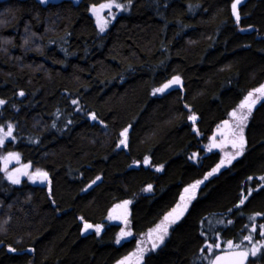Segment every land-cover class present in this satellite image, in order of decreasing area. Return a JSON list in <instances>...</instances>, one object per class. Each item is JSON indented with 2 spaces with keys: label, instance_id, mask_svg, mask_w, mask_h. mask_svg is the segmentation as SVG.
I'll return each instance as SVG.
<instances>
[{
  "label": "trees",
  "instance_id": "trees-1",
  "mask_svg": "<svg viewBox=\"0 0 264 264\" xmlns=\"http://www.w3.org/2000/svg\"><path fill=\"white\" fill-rule=\"evenodd\" d=\"M106 1L0 0V127L12 126L0 145V264L130 253L129 264H208L206 246L221 241L259 248L247 264H264V99L240 121L237 158L224 165L199 147L264 81V0H240L239 20L235 0H114L101 32L90 10ZM4 153L47 182L12 183ZM195 182L181 218L150 242ZM115 206L128 212L124 238L107 222ZM83 223L102 228L82 234Z\"/></svg>",
  "mask_w": 264,
  "mask_h": 264
},
{
  "label": "rangeland",
  "instance_id": "rangeland-1",
  "mask_svg": "<svg viewBox=\"0 0 264 264\" xmlns=\"http://www.w3.org/2000/svg\"><path fill=\"white\" fill-rule=\"evenodd\" d=\"M108 3H113V7L111 9H103L99 11L100 16H102L105 20L108 21V24L113 20L114 17V12L118 11L120 8L115 7L116 4H119L117 1H106V2H102L96 5H93L91 7V14L93 15V17L95 18V21L97 23V16L96 14L93 13V8H96L97 10H99V6L101 4H108ZM120 5V4H119ZM106 26V27H107ZM97 27L99 28L98 24ZM100 30V28H99ZM262 86H264V81L257 87L252 88L251 90H249L244 96L243 98L240 100V102L232 109V111L228 114L226 120H227V128L226 130L221 134V138H220V149L219 152L221 155H227V154H235L237 153L238 149V144L241 143V128H240V116L242 114H244L245 108L250 106L252 104L253 99H255L256 97H258L260 95V93H257L255 90L258 88H261ZM253 93V96L250 100L247 101V105L245 108L241 109L240 105L241 103L245 102V98L248 96L249 93ZM236 112L237 115L236 117L232 116V113ZM195 116L194 114H190V117ZM89 118L92 119V114H89ZM192 122L194 120L190 119ZM3 131H0V136H3L5 132H8V128H1ZM8 137V136H7ZM7 137L4 138L7 139ZM219 137V136H218ZM217 137V140H218ZM209 140L208 138H206V141L201 142L199 144V147L202 149V151L204 152H209L211 151L210 147H209ZM10 154H14V153H4L1 155V161H2V166H3V170L4 173L6 174V176L9 179V175H11L13 178H18L19 180L22 178H27L28 180L32 178L31 181H33L36 184H42L41 180L42 178L39 176L34 175L35 173H32V171L28 170L26 167H24L22 164H20L18 162L17 159L14 158H10L7 162H5V157H9ZM145 160H147L146 158H143V160L141 161V164H147L145 163ZM140 163H138V161L134 162L131 164V166H138ZM161 167L159 166L158 169H160ZM26 173V174H25ZM10 180V179H9ZM97 180V179H96ZM262 180L264 181V176L262 177ZM12 181V180H10ZM187 189V191H185ZM185 190H183L182 194H181V199L183 198V201L178 200V202L173 206L172 209L169 210V212L165 215L167 217V220L165 218H162L155 226H153L152 228H150L146 233L145 236L148 237L149 235V239L150 242L155 243L162 235L165 234L164 229L166 228L168 230L169 226L174 223L172 222L171 219V215L176 213L177 211H179V213L177 214L175 220H177L178 218H180V216L183 214V210H181V207H184L185 205H183V202H185L186 199V195L190 194L193 190L192 186H188L187 188H185ZM128 208V207H127ZM127 209H119L118 206H115L110 214L108 215L107 218V222L112 219L118 221L119 226H120V231H119V238H124V236L121 235V233H128V221H127ZM96 226L100 227V230L102 228L101 225H92L91 228H89L90 231L98 234L96 232ZM158 226H160L158 228ZM100 232V231H99ZM81 233H85L84 230V223L81 226ZM126 236V235H125ZM147 238V239H148ZM220 245L219 248L216 247V245ZM209 245H211L212 247L209 248ZM208 246H206L205 250H206V254H208V257L210 258L217 250H220L222 248H228L227 246V242L225 241H221V242H217L215 245L213 244H209ZM206 254L203 256L205 257ZM134 256L133 253H130L126 256H124L118 263L116 264H121V262H123V264H129V260Z\"/></svg>",
  "mask_w": 264,
  "mask_h": 264
},
{
  "label": "snow or ice",
  "instance_id": "snow-or-ice-1",
  "mask_svg": "<svg viewBox=\"0 0 264 264\" xmlns=\"http://www.w3.org/2000/svg\"><path fill=\"white\" fill-rule=\"evenodd\" d=\"M113 2H114V0H113ZM239 3H240V0H235V2L232 4V10H233V13L236 14V18H237V20H239V15H238V13H237V5H238ZM112 7H113V3L101 4V5L99 6V10H97L96 8H93V10H92L93 13L96 14V16H97V24H98V26H99L101 32H103V31L105 30L108 21L105 20L102 16H100L99 11H100V10H103V9H105V8H107V9H111ZM115 7L120 8V7H122V6L119 5V4H116ZM179 83H180L179 77H175V78H173V80H171L168 84H165L162 88H158V89H156V92H163L165 89L169 88L172 84H179ZM255 91H256L257 93H264V86H262L261 88L256 89ZM20 94L23 95V93H20ZM252 96H253V93L250 92V93L248 94V96L245 98V102L241 103V105H240V108H241V109H243V108L246 107V105H247V101L250 100V99L252 98ZM4 103H5V102H4L3 100H0V105H2V104H4ZM73 103H76V102L73 101ZM252 103H255V101L253 100ZM250 110H251V108H250V106H249V112H250ZM236 115H237L236 112H233V113H232V116H233V117H236ZM92 119H96V117L93 116ZM190 119L195 120L196 117L193 116V117H190ZM246 119H247V114H242V115L240 116V121H241V123H243V121H245ZM227 123H228V122L225 121V124H227ZM240 130H241V133H242L243 129L241 128ZM0 131H3V130L0 129ZM11 131H12V126L9 125V126H8V132H5L3 136H0V145H3V143H4V138H5V137L11 135ZM127 131H128V129H124V131L121 133V136H124V137H125L124 140H121V141H120V143H121L122 145L126 143ZM242 147H243V137L241 136V148H242ZM239 154H240V153H237V155H239ZM10 158H14V159H17V160L19 159L18 155H16V154H10L9 157H5V158H4V159H5V162H7ZM147 162H148V161L145 160V163H147ZM221 164H223V161H221ZM25 167H27V166H25ZM217 167L219 168V165H218ZM157 170L159 171L160 169H157ZM215 171H216V169L213 170V172H215ZM25 174H26V173H25ZM211 174H212V173H209V175H211ZM34 175L41 177L43 180H46V179H47V173H46V172H40V171H37ZM9 179L12 180V183H14V184H18V183H20V180H19L18 178H13L11 175H9ZM97 179H99V177H97ZM93 183H95V181H93ZM197 183H200V182H197ZM149 187H150V186H149ZM193 187H195V185H194ZM185 191H187V189H186ZM250 194H251V193H249V195H250ZM246 199H247V197H244V199H242V200L240 201V203L243 204L244 201H245ZM125 203H127V202H125ZM165 219L167 220V217H165ZM253 219H254V218H253ZM91 227H92V225H89V224H85V225H84L85 230H87V229H89V228H91ZM159 227H160V226H158V228H159ZM260 228L262 229V231H261L260 234H261L262 236H264V225H261ZM99 231H100V227H99V226H96V232L99 233ZM164 231H165V233H166V232H167V229L165 228ZM253 231H255V228H253ZM121 235H122V236H125V235H127V233H123V232H122ZM160 239H161V241H162V240H163V237H160ZM244 239H245V240H248L249 242H251L252 237H251V236H246V237H244ZM117 243H119V240L117 241ZM227 246H228V248H230V249H231V248L239 249V248L241 247L240 244H233L232 241H227ZM211 247H212V246L209 245V248H211ZM216 247L219 248L220 245L217 244ZM249 251H250L251 255L254 257V256L257 255V252L259 251V248H256L255 250H248V251H242V252H241V251H237V252H235V253H232V259L229 260L228 264H244V262L246 261L248 255H249ZM222 260H223L222 257L217 256V257L215 258V261L213 262V264H220V262H221ZM121 264H123V262H121Z\"/></svg>",
  "mask_w": 264,
  "mask_h": 264
},
{
  "label": "water",
  "instance_id": "water-1",
  "mask_svg": "<svg viewBox=\"0 0 264 264\" xmlns=\"http://www.w3.org/2000/svg\"><path fill=\"white\" fill-rule=\"evenodd\" d=\"M38 3H40L41 5H47V4H57V3H60L62 1H70L73 5H77L79 4L82 0H36ZM234 17L236 18V14H234ZM181 83L179 84H175V86H180ZM226 124H225V121L223 122H220L218 123V126H217V129L214 133H211L209 135V138H210V145L213 146L214 148H218V140H217V137L219 136V134L224 130ZM124 130H122L123 132ZM47 181L46 180H41L42 184H44L45 182ZM237 251H248L246 248H239V249H236V248H229V249H222V250H218L216 251L210 258L209 260V263L208 264H213V262L215 261V258L217 256H220L223 258V260L220 262V264H228L229 260L232 259V253H235ZM249 257H250V252H249V255L246 259V261L244 262V264H247L248 260H249Z\"/></svg>",
  "mask_w": 264,
  "mask_h": 264
},
{
  "label": "flooded vegetation",
  "instance_id": "flooded-vegetation-1",
  "mask_svg": "<svg viewBox=\"0 0 264 264\" xmlns=\"http://www.w3.org/2000/svg\"><path fill=\"white\" fill-rule=\"evenodd\" d=\"M243 98V97H242ZM241 98V99H242ZM264 99V93H260V95L258 96V97H256L255 99H253L254 101H255V103H252L251 105H250V108H251V110H250V112H249V106L248 107H246L245 108V111H244V114H247V116H249V114H251V112L254 110V108L258 105V103L260 102V101H262ZM240 102V101H239ZM225 121H227L226 119H225ZM226 128H227V124H226V126H225V128H224V130L219 134V137H218V142H219V144H218V148H211L210 146V149H211V151H217L218 153H220L219 152V149H220V138H221V134L226 130ZM215 129H216V127L213 129V131L212 132H214L215 131ZM211 132V133H212ZM210 133V134H211ZM209 134V135H210ZM209 135H208V137H209ZM207 137V138H208ZM209 139V138H208ZM209 145H210V143H209ZM243 148H244V142H243V147L241 148V143L240 144H238V147H237V149H238V151H237V153H240L241 154V152L243 151ZM210 152V151H209ZM206 153H208V152H206ZM237 153H235V154H227V155H222L223 156V164L225 165L226 163H228L229 161H231V160H233L234 158H237ZM239 154V155H240ZM212 169H213V167H212ZM214 169H216V167L214 168ZM210 172V171H209ZM195 185V187H193ZM192 187H193V190H192V192L190 193V194H188V195H186V199H185V202H183V205H185L184 207H181V210H183V213L185 212L184 210L186 209V207H187V205H188V202H190V200H191V198H193L194 197V195H193V192L195 191V189L197 188V186H196V182L195 183H192ZM193 196V197H192ZM179 200L180 201H183L184 199L182 198L181 199V197L179 198ZM179 213V211H177L176 213H174V214H178ZM172 216V215H171ZM175 216V215H174ZM166 217V216H165ZM180 218H181V216H180ZM180 218H178V219H180ZM177 219V220H178ZM171 220V219H170ZM176 220V221H177ZM172 221V220H171ZM173 221H175V220H173Z\"/></svg>",
  "mask_w": 264,
  "mask_h": 264
},
{
  "label": "bare ground",
  "instance_id": "bare-ground-1",
  "mask_svg": "<svg viewBox=\"0 0 264 264\" xmlns=\"http://www.w3.org/2000/svg\"><path fill=\"white\" fill-rule=\"evenodd\" d=\"M209 263V262H208Z\"/></svg>",
  "mask_w": 264,
  "mask_h": 264
}]
</instances>
